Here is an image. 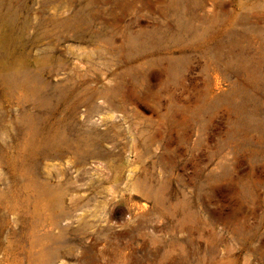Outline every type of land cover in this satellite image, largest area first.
Wrapping results in <instances>:
<instances>
[{"label": "rangeland", "instance_id": "1", "mask_svg": "<svg viewBox=\"0 0 264 264\" xmlns=\"http://www.w3.org/2000/svg\"><path fill=\"white\" fill-rule=\"evenodd\" d=\"M0 264H264V0H0Z\"/></svg>", "mask_w": 264, "mask_h": 264}]
</instances>
